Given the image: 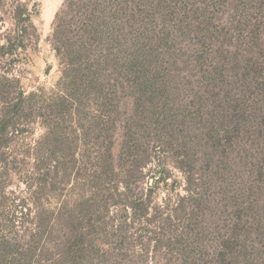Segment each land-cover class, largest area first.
<instances>
[{"label":"rangeland","instance_id":"374dc122","mask_svg":"<svg viewBox=\"0 0 264 264\" xmlns=\"http://www.w3.org/2000/svg\"><path fill=\"white\" fill-rule=\"evenodd\" d=\"M17 1L40 39L1 56L0 76L36 92V115L0 148V264H264V0L139 4L113 104L86 95L65 119L40 112L65 92L49 40L64 0H3L1 31ZM57 123L73 153L48 138Z\"/></svg>","mask_w":264,"mask_h":264},{"label":"trees","instance_id":"16d2710c","mask_svg":"<svg viewBox=\"0 0 264 264\" xmlns=\"http://www.w3.org/2000/svg\"><path fill=\"white\" fill-rule=\"evenodd\" d=\"M145 1H63L56 20L60 15L62 18L56 23L49 40L55 50L61 72L58 82L62 84L65 92L53 103L45 106L44 112L40 111L43 116L55 115L65 119L75 103V110L81 118L86 95H93L105 109L113 104L114 93L120 89V83L123 86V79L135 69L136 54L140 52L136 40L140 35L136 32L140 22L137 7ZM2 5L3 0H0V21L3 25ZM9 12L14 22L12 26L0 30V57L14 58V55L17 57L23 54L25 58L28 43H37L40 39L39 34H36L32 11L28 8V2L17 1ZM112 71L121 76L116 77L118 81L112 82ZM14 91L17 95L15 101H12L10 95ZM35 95L34 91L26 94V90L19 86V79L0 76V98L6 100V104L0 106V148L7 143L10 130L16 127L21 118L35 117L36 113L32 107ZM109 123L110 120L104 122L103 138L97 140L101 148L99 164L103 168L109 165L107 156L110 155L112 144ZM101 126L100 119H95L88 124L82 135L87 139L93 130ZM47 136L54 141L55 147L59 141L66 140L64 149L69 154L73 153L72 140L65 139L59 123L50 128L48 126ZM228 242L225 241V247L229 246ZM217 264L223 262L219 261Z\"/></svg>","mask_w":264,"mask_h":264}]
</instances>
